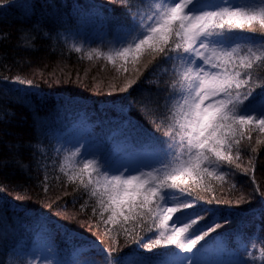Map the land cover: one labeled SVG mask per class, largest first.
Wrapping results in <instances>:
<instances>
[{
	"label": "trees",
	"instance_id": "1",
	"mask_svg": "<svg viewBox=\"0 0 264 264\" xmlns=\"http://www.w3.org/2000/svg\"><path fill=\"white\" fill-rule=\"evenodd\" d=\"M123 4L124 0H9L0 5V264H31L35 252L47 254L53 264H78L85 259L103 264L107 254L98 250L114 246L104 226H98V216H93L95 199L79 178L69 181L72 162L64 157L71 153V141L86 127L88 149L81 153L103 155L116 165L145 158V133L162 135L155 131L159 118L153 123L152 116H145L140 101L146 92L170 82V65L148 69L141 65L137 79L130 66L125 72L103 57L87 58L92 49L107 52L119 46L116 25L127 20ZM24 34L33 47L21 46ZM75 47L82 51L76 52ZM132 79L137 83L120 91ZM164 95L159 92L161 104ZM153 97L157 98L154 91ZM241 146L244 150L236 161L241 168L231 166L235 181L229 177L213 182L212 192H195L221 201H201L215 210L206 222L223 225L201 241L200 253L209 264L246 258L245 244L258 256L259 243L253 250L250 241L264 238V196L255 191L264 192V133L253 131L250 138L246 133ZM242 195L244 201L237 203ZM85 201L89 206L82 211ZM149 237L155 238L148 233L144 243ZM115 246L122 261L138 257L152 264H164L170 259L165 253L177 251L173 246L148 250L125 243L123 236ZM247 261L252 264L251 258Z\"/></svg>",
	"mask_w": 264,
	"mask_h": 264
},
{
	"label": "snow or ice",
	"instance_id": "2",
	"mask_svg": "<svg viewBox=\"0 0 264 264\" xmlns=\"http://www.w3.org/2000/svg\"><path fill=\"white\" fill-rule=\"evenodd\" d=\"M8 2L0 0V5ZM123 6L127 20L116 25L119 46L107 52L92 49L87 58L103 57L125 72L130 66L137 79L141 65L143 69L170 65V82L153 90L157 98L148 91L140 101L145 116H152L153 123L159 118L155 131L162 135L145 133L146 156L135 163L116 165L103 155L89 158L76 149L64 157L72 162L68 179L79 178L95 199L93 216H98V226H104V234L113 242V247L98 250L107 254L103 264H123L115 246L120 236L125 243L148 250L173 246L177 251H167L170 259L164 264H198L194 258L203 247L201 241L223 225L206 222L215 210L201 203L221 201L195 192H212L213 182L229 177L235 181L231 166L241 168L236 163L244 150L241 139L246 133L250 138L253 131L264 133V0H124ZM21 40L22 47H33L28 34ZM137 79L120 91H128ZM161 91L165 93L162 104ZM243 173L247 175V169ZM252 183H256L254 176ZM44 190L48 191L47 177ZM255 191L264 196L259 188ZM244 199L242 195L237 203ZM88 206L85 201L81 210ZM148 233L155 238L144 243ZM250 242L253 250L259 243V255L245 244L247 257L235 264H248L247 258L252 264H264V238L257 236ZM78 264L97 261L85 259ZM135 264L152 262L140 258Z\"/></svg>",
	"mask_w": 264,
	"mask_h": 264
},
{
	"label": "rangeland",
	"instance_id": "3",
	"mask_svg": "<svg viewBox=\"0 0 264 264\" xmlns=\"http://www.w3.org/2000/svg\"><path fill=\"white\" fill-rule=\"evenodd\" d=\"M89 132V127H86L83 132H81L75 140L71 141V144L69 145L68 150L71 152L75 151L76 149H80V151H84L85 149H88L87 147L85 148V145H88V138L83 136L84 134H87ZM85 156H88L89 158L92 157V155L89 152H86L83 154ZM182 256H191L192 254L190 253H180ZM140 259L138 257H126L123 261V264H135V262ZM196 261H198V264H209L206 261V257L204 256L203 253H198V255L194 258ZM236 260L227 263V264H235ZM54 259L50 258L47 256L45 253H40V252H35L31 258V264H53ZM187 264V262H186Z\"/></svg>",
	"mask_w": 264,
	"mask_h": 264
}]
</instances>
